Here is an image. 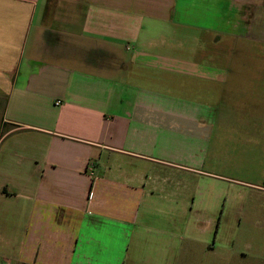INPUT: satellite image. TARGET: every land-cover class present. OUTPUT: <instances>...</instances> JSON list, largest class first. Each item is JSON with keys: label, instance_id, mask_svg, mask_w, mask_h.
<instances>
[{"label": "crops", "instance_id": "obj_1", "mask_svg": "<svg viewBox=\"0 0 264 264\" xmlns=\"http://www.w3.org/2000/svg\"><path fill=\"white\" fill-rule=\"evenodd\" d=\"M193 3L0 0V264L216 254L225 208L201 185L222 176L203 162L229 34Z\"/></svg>", "mask_w": 264, "mask_h": 264}, {"label": "rangeland", "instance_id": "obj_2", "mask_svg": "<svg viewBox=\"0 0 264 264\" xmlns=\"http://www.w3.org/2000/svg\"><path fill=\"white\" fill-rule=\"evenodd\" d=\"M192 1L201 9L202 25L229 34V46L218 50L228 55L219 64L229 75L226 84L217 80L225 94L218 96L213 151L203 162L223 177H203L201 185L202 199L218 202L225 216L216 254L198 258L206 264H264V0H236L237 7L226 0ZM237 2L256 6L244 15Z\"/></svg>", "mask_w": 264, "mask_h": 264}]
</instances>
